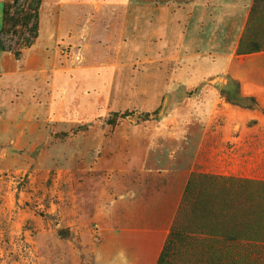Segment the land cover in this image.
<instances>
[{
  "label": "rangeland",
  "instance_id": "1",
  "mask_svg": "<svg viewBox=\"0 0 264 264\" xmlns=\"http://www.w3.org/2000/svg\"><path fill=\"white\" fill-rule=\"evenodd\" d=\"M41 1L5 0L0 49L18 59L37 35L34 48L45 46L61 14L68 17V24L79 15L82 26L85 18L96 15L97 7L101 14L107 10L102 0H66L63 8L57 0L42 5ZM149 1H156L160 8L184 2ZM123 11L119 6L107 10L113 14ZM252 42L259 45V55L243 57L244 82L224 74H204L205 79L199 80L192 71L184 70L182 61L176 67L178 83L173 92L193 93L196 89L204 99L192 102L193 117L186 116V102H175L185 115L176 123L187 127L168 135L169 152L176 159L175 167L185 169L188 192L173 222L180 235L170 238L160 264H264V5L249 19L241 39L242 45ZM164 68L158 71L167 79L170 68ZM150 70L133 62L123 71V78L129 79L122 85L126 97L144 86L137 79ZM253 71L259 84L249 93L247 78ZM103 74L96 69L78 72L72 79L82 87V79L95 80ZM225 79L227 86L222 87ZM186 80L190 84L184 85ZM165 85L161 93L167 91ZM81 89L94 97L99 86L91 83ZM82 90L78 92L81 100L90 98ZM22 106L16 110L10 132L6 124L0 125V264H108L107 246L94 244L98 224L89 212L98 189L91 176L107 171V159L101 158L93 166L78 164L74 158L83 156L89 142L99 141L104 127L124 124L127 117L137 119L136 123L158 120L160 110L141 115L127 110L109 116L99 111L102 115L84 125L52 126L41 123L39 117L30 120ZM93 127L95 131L88 133ZM102 155L103 150L99 157Z\"/></svg>",
  "mask_w": 264,
  "mask_h": 264
},
{
  "label": "crops",
  "instance_id": "2",
  "mask_svg": "<svg viewBox=\"0 0 264 264\" xmlns=\"http://www.w3.org/2000/svg\"><path fill=\"white\" fill-rule=\"evenodd\" d=\"M102 1L107 10L119 6L124 11L113 14L106 10L101 14L97 7L96 15H85L82 26L83 18L76 13H72L76 19L71 24L61 14L42 49L34 48L38 35L18 59L0 49V125L6 124L10 132L21 104L30 120L39 117L41 123L52 126L84 125L102 112L109 116L136 110V115H141L160 110L158 120L136 123L137 119L127 117L124 124L104 127L99 141L89 142L83 156L74 158L78 164L93 166L101 158L107 159V171L91 176L98 189L89 208L98 224L93 232L97 236L94 244L107 246V263L158 264L188 187L184 167L176 168V159L169 152L168 135L187 127L176 123L185 115L175 102H186V116L193 117L196 112L192 102L204 99L196 89L193 93L173 92L178 83L176 67L182 61L184 70L192 71L199 80L205 79L204 74H224L244 82L243 57L259 55L238 54L254 0H184L182 5L167 3L161 8L149 0ZM45 2L42 0L41 5ZM66 3L56 2L62 8ZM5 11V0H0V33ZM65 45L69 51L63 52ZM133 62L151 70L139 76L137 80L144 86L128 98L123 84L129 79L123 78V71ZM164 67L171 69L167 79H162L158 71ZM96 69L103 76L82 79V87L72 79L78 72ZM223 81L220 85L226 87L228 79ZM247 81L248 92H254L259 84L255 71ZM91 83L99 86L94 89L98 90L94 97L81 89ZM165 84L167 91L161 93ZM188 84L186 80L184 85ZM80 90L90 98L81 100ZM167 101L173 104L167 106Z\"/></svg>",
  "mask_w": 264,
  "mask_h": 264
},
{
  "label": "trees",
  "instance_id": "3",
  "mask_svg": "<svg viewBox=\"0 0 264 264\" xmlns=\"http://www.w3.org/2000/svg\"><path fill=\"white\" fill-rule=\"evenodd\" d=\"M263 5H264V0H254V4H253V8H252V11H251V17L250 18H252V16L254 17V15L257 12L260 13V9L262 8ZM5 19H6V11H5ZM242 44L243 43H241V46L238 49V53L239 54L244 55V54H249V53H253V52H259L260 47L256 43H253L252 42V43H247L245 45H242ZM242 46L244 48H246L245 51L242 50ZM186 192H188V187H187ZM176 235L179 236L180 235V232H176L175 231V228L173 227L172 230H171V234L169 236V240H168V242H167V244H166V246H165V248H164V250L162 252V255H161V258L159 259V263L158 264L162 263L163 257H164V252H166L167 247L170 246V244H171V239L170 238H172V237H174Z\"/></svg>",
  "mask_w": 264,
  "mask_h": 264
}]
</instances>
